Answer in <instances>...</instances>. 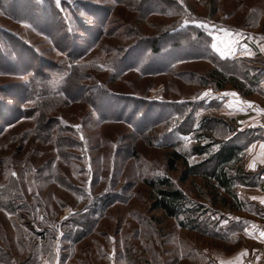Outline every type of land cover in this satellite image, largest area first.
Wrapping results in <instances>:
<instances>
[{
    "label": "rangeland",
    "instance_id": "1",
    "mask_svg": "<svg viewBox=\"0 0 264 264\" xmlns=\"http://www.w3.org/2000/svg\"><path fill=\"white\" fill-rule=\"evenodd\" d=\"M128 2L0 0V264H214L218 255L247 246V189L234 186L241 203L235 207L202 175L181 181L183 162L169 170L167 159L175 150L187 166L196 165L209 153L197 155L195 146L209 145L214 153L232 139L243 147L233 172L240 167L247 174V40L264 30V0H177L179 14L146 17ZM50 6L58 12L53 23L60 18L76 37L68 41L85 49L67 66L87 73L86 85H98L94 98L56 95L71 83L65 72L49 86L55 95L34 90L30 100L23 98L31 88L29 67L66 60L56 46L64 40L44 34L38 23ZM180 20L200 34L198 56L178 58L169 72L114 73L116 48L130 43L126 28L149 40ZM213 43L228 54L221 56ZM165 61L159 55L151 64ZM215 68L238 86L219 88L209 76ZM17 107L24 114L8 124ZM157 176H168L201 205L210 234L152 210L145 180Z\"/></svg>",
    "mask_w": 264,
    "mask_h": 264
},
{
    "label": "trees",
    "instance_id": "2",
    "mask_svg": "<svg viewBox=\"0 0 264 264\" xmlns=\"http://www.w3.org/2000/svg\"><path fill=\"white\" fill-rule=\"evenodd\" d=\"M117 1L120 2L123 0ZM128 3H132L131 6L134 7V9L142 17H146L153 13L179 14V8L173 9V6L178 5L177 0H131V2ZM48 10L49 11H44V13L39 16V26L42 22L44 26H41V28L42 31H44V34L55 37L54 35L58 33L60 38L64 40L62 44H56V46L64 53L66 60L62 63H48L42 61L39 62L38 67H29L27 71L30 75L27 82L31 88L23 98L30 100V97H32L35 92L34 90H41V92L43 91L46 96L55 95V93H51L52 95L49 94L52 92L49 86L58 76L62 77V73L64 72L66 74L63 76V79H66V83L70 80L71 85H61L60 88L56 90V92H58L56 95H63L67 98L73 99L74 101L85 99L86 95L89 97L91 96V98L96 97L95 92L97 91L98 85H86L82 81L84 80L83 75L85 76L87 73L83 72V70L78 68L76 65H73V67L67 66L70 65V62L75 61L78 57H80L85 52V49L68 41L70 38L75 37V35H73L71 30L67 29L66 25L60 18V20L57 19L55 24L53 23L54 17L52 18V15H58L55 7L50 6L48 7ZM92 14L94 15V13ZM179 22H181V20L178 21L177 25L168 29L165 36L154 37L149 40L142 39L135 29L126 28L124 36L130 39V43L125 47L116 48L119 55H113L114 58L111 60L114 62V73H119L128 69H136V71L143 74H159L162 72H169L172 70V65L178 58L183 59L198 56L199 53H196V48H198V38L200 37V34L198 32L196 33L193 25L181 26V23ZM105 25L106 22L102 20L101 28ZM51 26L55 27L57 31L52 32L53 29L50 28ZM193 31L195 32V37L191 35ZM100 32H102V29L95 33L91 41H96ZM74 39H76V37ZM68 42L70 45L72 44L70 50L67 49ZM183 47H185L187 51H182L181 48ZM139 50L141 51V55L136 53ZM134 54H137V56ZM159 55L165 57L167 62L165 61L162 65L151 64V59ZM166 55L170 57L168 58ZM210 56L213 58V55L210 54ZM209 76L216 82L219 88L226 84L238 86L235 78L226 75L219 69H212ZM36 78L42 80L44 85L37 86L35 83ZM75 90H78L79 93L72 94ZM90 102L94 105V101L91 100ZM96 106L99 108L98 103H96L94 107ZM23 114V110L17 107L14 115H12L10 120L6 122L9 124L20 118ZM108 116L114 119L121 118L119 115L114 114H109ZM205 120L206 121L204 122H209L211 119L209 118ZM208 147L209 145L194 147L195 154L202 155L209 153V155L201 163L190 166H187L188 164L184 160V155L175 150L171 151L167 159V168L169 170H175L176 163L178 161H182L185 169L181 175V181L185 182L191 176L202 175L205 179L210 181L215 188H221L226 194L230 195L234 200L233 202L236 203L235 200L237 198V194L234 190V186L238 185L237 183L247 186V183H250L251 179L248 173L245 174L242 172L240 167L236 168V171L233 172L234 164L239 161L240 155H238V152L241 151L243 147L239 144L233 143L232 139H228V141L221 143L214 153H212ZM145 182L152 191V210H161L166 217L173 218L182 228L195 230L198 229L199 226H203L201 229H203L207 234H210L208 231L209 224L201 221V216L204 214L201 212V205L190 202L184 191L175 186L171 178L168 176H157L146 179ZM217 200H219L224 206L230 204V201L225 196H218ZM236 204L237 205L235 207L240 208L239 206L241 203ZM229 229H231V226L227 228V232H229ZM211 234L215 233L211 232Z\"/></svg>",
    "mask_w": 264,
    "mask_h": 264
},
{
    "label": "crops",
    "instance_id": "3",
    "mask_svg": "<svg viewBox=\"0 0 264 264\" xmlns=\"http://www.w3.org/2000/svg\"><path fill=\"white\" fill-rule=\"evenodd\" d=\"M247 48L251 49L247 51V173L251 179L247 186L239 185L247 189V246L218 255L214 264H250L264 256V204L252 199L264 198V30L250 36Z\"/></svg>",
    "mask_w": 264,
    "mask_h": 264
},
{
    "label": "snow or ice",
    "instance_id": "4",
    "mask_svg": "<svg viewBox=\"0 0 264 264\" xmlns=\"http://www.w3.org/2000/svg\"><path fill=\"white\" fill-rule=\"evenodd\" d=\"M180 2L182 3L183 0H180ZM56 3H57V5L59 6L60 3H61V0H56ZM198 26H199V27H204V25H203L202 23H201L200 25H198ZM212 48H214L217 52H219V54H220L221 56H225V55L228 54L227 52H225L223 49H221V48H220L217 44H215V43L212 44ZM262 50H264V49H262ZM202 95H203V97H207V96L211 95V93H210V92H205V93H203ZM225 95H233V96H234L235 93H231V94L226 93ZM194 99H195V98H194ZM262 111H264V110H262ZM76 127L79 128L78 125H77ZM81 138L83 139V137H81ZM261 147L264 148V145H261ZM261 162L264 163V161H261ZM254 166H255L254 163L250 165V167H254ZM252 199H260V202H261L262 204H264V198L252 197ZM224 223H227V221H224ZM261 235L264 236V232H262Z\"/></svg>",
    "mask_w": 264,
    "mask_h": 264
},
{
    "label": "built area",
    "instance_id": "5",
    "mask_svg": "<svg viewBox=\"0 0 264 264\" xmlns=\"http://www.w3.org/2000/svg\"><path fill=\"white\" fill-rule=\"evenodd\" d=\"M250 264H264V256L262 258H260L258 261L254 262V263H250Z\"/></svg>",
    "mask_w": 264,
    "mask_h": 264
}]
</instances>
